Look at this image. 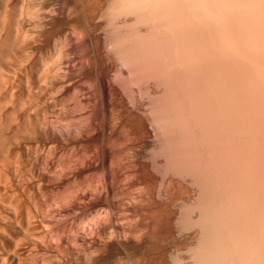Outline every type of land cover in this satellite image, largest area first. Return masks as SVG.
<instances>
[{"label":"bare ground","instance_id":"obj_1","mask_svg":"<svg viewBox=\"0 0 264 264\" xmlns=\"http://www.w3.org/2000/svg\"><path fill=\"white\" fill-rule=\"evenodd\" d=\"M26 1L0 0V264H234L235 262H238L237 264H264V128H262L264 127L262 124L264 122V0H109L113 6L106 8L105 12L102 11V0H64L62 3L59 2V8L57 4H55L56 8L51 5L53 2L50 3L51 1L47 0L50 1L48 2L50 6L54 7L48 5V8L42 7L44 10H41L40 6H38L39 9L35 5L29 4L28 0ZM112 1L115 3L113 4ZM18 2L19 4H17ZM26 3L29 6H34L37 10L33 9L34 7L31 9ZM32 10H35L36 13ZM118 15L122 17L123 21L120 22V20L119 23H116ZM29 17L35 19L32 20L34 26L29 27V24L32 23L29 21L31 20ZM103 17H107V20L109 17L110 21L103 22ZM114 19H117L116 22ZM104 29L109 30L108 34L112 31L111 35L115 32L119 36L117 39L116 36L114 37L116 34L113 35V39H117L118 42L108 38L104 40L107 42L110 40L112 44L114 42L113 45L110 42L114 46L113 49L111 45H107L102 40L104 49H107L108 52L104 51L107 53L102 51V44H100L102 39L100 33ZM105 31L104 35L107 34ZM119 34H122V37ZM52 42L55 43L54 48L56 47L55 56L53 54L54 57H46L45 53ZM105 45L108 48H105ZM167 47L168 59L165 53ZM111 50H115V53ZM116 52L119 59H116ZM218 56L221 58L219 57V59ZM222 57L224 58L223 62ZM226 57L231 58L232 64L229 66L234 65L238 69V74L235 72V68L229 66L226 68L229 62L231 63V61L226 63ZM134 64L138 65L135 66L139 69H135ZM199 68L200 71L196 70ZM228 69L230 71L235 69L233 72L236 75L229 74ZM134 70H140L139 78H135L136 73L133 76ZM239 70L242 72L241 75H239ZM113 75H115V79L120 77L121 80L120 78L114 80ZM168 75L169 77H167ZM197 75L199 76L196 77ZM166 78H168L167 82L171 79L169 82L172 84L169 85L168 82L170 87L166 85ZM217 78L219 81L215 80ZM133 79H136L138 83L136 82L134 85ZM122 80L123 82L130 80V86L127 85L130 81L128 83L126 81L124 83L126 85L123 86ZM200 80H203L204 83L201 84L203 86L197 93L198 87L195 84ZM116 81H121V83L118 85L119 82ZM201 81L198 86L202 83ZM239 83H242V86ZM67 85L72 86L70 88L72 90L74 87L77 89V91L74 90L76 95L78 91V93H83V95L80 93L83 98L78 94L80 96H77L76 99L75 94H68V88L66 89L67 94L71 95V98L73 96V100L68 98L69 104L74 101L77 109L80 107L86 109L87 103L91 102V106L96 101L91 109L87 108V113L82 112V108L79 109L81 114L88 115V117L84 115L85 118H83L88 119L87 122L79 119L84 124L76 123L80 122L77 121L78 119L76 122L74 120L75 124L71 123L69 116L71 113L67 112L69 110L65 108L63 111V107L68 105L66 103L64 106H60V109L63 110L58 114L61 113L59 114L60 118H64L65 113H69L70 122L67 120V123L72 125H67L65 121H63L65 124L60 123L63 119L57 120V115H54L56 111L54 114H50L53 111L50 107L59 103V99L50 100L51 91L54 88L56 91V87L65 89ZM80 85L84 88L82 89ZM131 85L137 88L135 90L137 93L139 92L137 98V93ZM125 86L132 87L130 90L136 94L132 91L129 93L130 90ZM177 86L184 91V93L182 91L183 95L181 94L184 100H188V98L192 100L198 94L196 105L189 102L191 106H194V109L197 107L195 114L192 112L191 115L201 114L204 120L211 116L210 119H214L211 122L215 127L211 125V122H208L209 120L203 123L204 120L201 119L203 121L201 122L200 115L195 118L197 121L192 119L194 123L191 122L192 117L186 112H190L187 109L190 105L186 104L188 101H182L179 97ZM167 87L169 88L167 89ZM171 88L172 90H170ZM61 89L60 92L65 94ZM85 89L90 93L87 91L85 93ZM167 90L170 93H175L170 94ZM165 91L168 95H173L170 97L171 99L178 97V103L175 101L176 104L173 105L174 101H172V107L176 106V112L181 115L176 113L174 108V112L171 110L169 114L167 113L171 102L166 105ZM57 92L52 95L58 94L56 96L58 97L62 94ZM55 93L57 94L54 95ZM67 94L63 96L65 97ZM84 94H88V99L84 97ZM128 94L131 95L130 97L133 96L134 100L131 98L133 101ZM89 95L92 98L89 99ZM183 96L187 98L185 99ZM79 99H81L80 102L83 101L84 106L81 105L82 103L80 104ZM62 100L66 102L67 96L65 99L59 100L61 104ZM166 100L168 101V99ZM199 100L201 105L197 104ZM51 101L58 103L51 105ZM77 101L79 104L76 105ZM165 105L168 106L167 109L164 108ZM177 106L184 108L179 107L182 109L181 111ZM148 108L151 109V112ZM56 110L58 111V108ZM148 111L153 112V117L148 114ZM200 111L201 113L197 114ZM185 112L189 116L184 114ZM210 112L212 113L210 114ZM165 113L166 115H164ZM175 113L178 114L179 119L181 118L179 121L182 120L183 123L178 122L177 124L180 123L178 128L184 129L183 131L186 129L185 132L192 123L194 126L199 121L201 123L197 124L199 133L196 132L197 126L192 129L193 125L190 127L196 134L190 131V128L189 133L195 135L190 136L187 135L188 132L185 133L190 137L189 141L195 139V143L187 141V148L183 147L186 140L183 142V146L181 143L183 149L188 150H186L188 154L186 152L181 156L184 151L181 148L180 151H177L180 154H172L173 156L170 157L174 158V160L171 159L172 165L177 160L175 162L177 167L175 165L174 167L178 168L176 173L180 174L184 171L182 169L185 164V167L189 168L188 162L194 165L199 160L202 167L204 161L209 159L208 163L205 161L204 168L199 169L201 171L196 169L197 163L196 170L192 166L189 168L190 172L185 168L186 173H183L186 177L190 175L194 177L199 172H203L198 176L202 180V187L201 183L199 184V181L194 179L201 187L198 189L199 193L201 195L204 193L207 197L201 198V195L198 194L200 195L197 197L199 201L205 199L201 202H195L196 199L191 195L192 190L189 191L185 186L183 188V185L179 181H174L173 177L171 178L173 181L164 179L163 161L169 160V157L163 159V150L167 151L164 148L163 142L166 141H163V132L167 130L164 128L173 122L171 121L173 116L168 118V115ZM204 113L208 116H202L205 115ZM72 114H74L73 111ZM182 115L185 116L182 117ZM258 115L262 116V119L257 121L258 124L261 123V126H257V122H255L260 118L257 117ZM68 116L66 114V117ZM164 116H167L166 120L172 117L168 126L167 122L164 124ZM215 116L216 118H214ZM177 117L174 122H177ZM185 117L189 118L187 122L190 123L187 128L185 126L188 123L184 122L186 121ZM103 120L106 121L105 128ZM150 120L153 122L151 121V123ZM231 124L233 125L231 126ZM174 125L175 123L171 126L173 130L177 131L178 125H175L177 129H174ZM228 126L231 128L227 129ZM242 126H245V129H242ZM209 127L213 133L216 131L213 136L218 134L214 139L210 138L211 141H214H210V143L208 138L212 134H210ZM233 127L236 128L234 129L235 134H233L234 132L228 134L230 135L228 138L225 133L229 129L231 132ZM261 128L263 131H260ZM166 132L165 134H168ZM200 133L204 137V139L200 137L203 143L200 139L197 140V134ZM240 133L247 136V138L244 137L245 142ZM185 134L183 133L182 136L187 138ZM180 135L178 138L175 136L176 140L182 137ZM238 135L243 144L237 139ZM148 139L152 142L151 147L154 154H151V150L148 152L155 155L151 158L152 162L148 161L150 159H147L148 157L147 160L144 159L145 154L142 153L148 149H143L144 145H147ZM183 139L181 140L183 141ZM235 139L237 140L232 142ZM250 139L256 141L257 148H254V145L253 148L248 146V143L251 142L250 145L254 143ZM196 140L197 143L200 141L199 144H196ZM177 141L176 145L179 144ZM237 141L241 147L237 145ZM204 142L205 144L209 143L207 145L212 147V150L207 149ZM193 143L194 146L198 145L195 146L196 150H194V146H191ZM201 143L205 147L201 146ZM50 144L53 148L55 147L53 144L57 145L56 148L59 146L69 148L70 144L73 146L76 144L77 148L79 145L78 148L82 149L80 153L83 151L81 153L83 157L77 156V159L75 158L69 163L64 162L63 166L59 165L61 163H57L53 167L55 169L53 171L50 169L51 167L49 168V163H46L50 160L46 156L52 151V148L48 149L47 154L44 151ZM171 147L173 148L175 145ZM201 148L207 152V155L216 151L214 152L216 153L215 157L211 160L210 155L212 154L207 156L204 151L202 153ZM137 149H142L139 153L144 154V157L141 156L143 158L135 162L134 151L137 152ZM191 150L192 153H199L201 158L206 159H199V156L195 159L197 156L195 153L191 157ZM208 150L211 152L209 153ZM52 154L50 153V155ZM179 155L183 159L179 160ZM117 157L122 159V161L120 160L122 163L114 160H117ZM137 157L140 158V156ZM182 160L185 162H179V164L178 161ZM171 162L169 163L171 164ZM170 164V169H173L174 167ZM209 164H212V167L208 166ZM213 164L216 169L213 168ZM207 166L211 169H207ZM101 168L105 173L104 177L100 173V179H94L96 181L93 180L94 184H90V181L89 184L83 181L85 174L87 175L90 171L97 173ZM179 168L182 172L181 170L179 172ZM212 169L216 170H213L214 174L216 173V176L214 175L215 187L213 184L210 187V183L207 184L210 178H213ZM191 170L196 171V174L192 173L194 176L191 174ZM207 170L210 171L212 177L210 174V176L208 175ZM169 172L168 174H171ZM117 174L121 176L118 178ZM190 182L193 181L190 180ZM166 183L167 190L164 188L165 191H163ZM216 183L217 186H220L218 190ZM61 189V194L64 189L62 197H65L67 202L64 204L61 199L63 206L60 207L57 202L59 199L54 201L58 203L56 205L59 206L58 209L52 208L53 210H51L49 207L51 212L46 211L47 214H45L46 212L41 210L42 203L39 204L40 206L38 205L40 199L47 196L44 194L48 192ZM163 194L169 197V202L164 200V205L159 203L163 200ZM180 194L185 196L181 201L186 208L183 206L182 210L186 209L185 215L188 214L189 223L193 225L189 224L188 227L186 224L185 228L188 227L189 231L186 232L185 239L186 234L182 235V231L177 229V226H180L183 221L180 215L175 218L176 220L179 217L182 220L181 222L178 221L179 219L175 221L180 222L176 226L179 232L175 230L178 235L171 234L173 244L168 247H162L154 242L153 245L149 244L150 246L144 244L147 234L145 222L133 230L128 229L133 227L131 225L133 222L130 218V210L123 205L126 201L128 203L132 201L140 206L145 202L146 204L150 203L153 211L163 208L168 210L174 202L178 204L177 199ZM214 194L217 197L220 196L215 198V195L212 198ZM222 194L225 195L221 196ZM228 194L233 195L232 198L228 199L227 196L230 197ZM44 197L43 199H46ZM219 198H227L228 200H223L227 204H224L222 199L219 202ZM212 200L215 202L213 203ZM174 206L177 207L176 204ZM197 209L200 210L199 215L198 212L196 213ZM178 210L180 209L178 208ZM61 212L67 213L68 216H77L80 213L88 212L90 219L88 220L86 217L88 222L85 223L84 218V220L81 219L83 223L78 220L80 222H77L78 225L75 226L72 225L76 222L69 219L72 222L70 227H72L67 228L69 223H66V227H62L69 229L68 231L59 230L61 228L59 225L62 222L55 221L59 224V229L54 230L57 227L54 217ZM185 215L182 216L186 221ZM139 217L138 220L141 218ZM61 218L59 217L58 220ZM54 225L56 226L54 227ZM190 226L195 230L191 232ZM186 229L183 227L184 233ZM182 238L188 241L184 243Z\"/></svg>","mask_w":264,"mask_h":264},{"label":"rangeland","instance_id":"obj_2","mask_svg":"<svg viewBox=\"0 0 264 264\" xmlns=\"http://www.w3.org/2000/svg\"><path fill=\"white\" fill-rule=\"evenodd\" d=\"M25 1H26V0H25ZM28 1H29V4H31V5H35V7H37V8H39L38 6H40L41 10H44L45 8H48V7L50 6V3L53 2L51 5H54V6L56 7L55 4H57V7H58V5L60 6V3H62L64 0H50L51 2L46 0V3H45V0H43V1H42V0H28ZM30 1H31V2H30ZM38 1H39V2H38ZM41 1H42V2H41ZM54 1H55V2H54ZM108 1H109V0H102V2H101L102 11H104V12H105L108 8H110L111 5H112V3L110 4L111 1H109V3H108ZM26 2H27V1H26ZM35 2H37V3H39V4H37V3H35ZM48 2H50V3H48ZM59 2H60V3H59ZM112 2H113V1H112ZM114 3H115V2H113V4H114ZM17 4H19V2H18ZM29 4L26 3V5H28V6H29ZM42 4H43V5H42ZM44 4H45V5H44ZM46 4H47V5H46ZM109 4H110V5H109ZM31 5L29 6L30 8H31V7H34V6H31ZM48 5H49V6H48ZM108 5H109V7H108ZM54 6H50V7H54ZM106 6H107V7H106ZM112 6H113V5H112ZM35 7H34L33 9L37 10ZM42 7H43V8L45 7V8L42 9ZM57 7H56V8H57ZM40 8H39V9H40ZM58 8H59V7H58ZM106 8H107V9H106ZM31 9H32V8H31ZM39 9H38V10H39ZM105 9H106V10H105ZM191 9H192V8H191ZM35 10H34V11H35ZM189 10H190V8H189ZM32 11H33V10H32ZM34 11H33V12H34ZM39 11H40V10H39ZM41 12H42V11H41ZM41 12H39V13H41ZM35 13H36V11H35ZM104 16H105V15H104ZM29 18H31V20H29V21L35 20V19H32V17H29ZM29 18H28V19H29ZM103 18H104V17H103ZM103 18H102V19H103ZM106 18H107V17H106ZM106 18H104L105 20L103 19V22L110 21V20H109V17H108V20H107ZM115 18H116V15H115ZM121 18H122V17H121V16L119 17V15H118V21H117V22L115 21V20H117V19H114V21H115L116 23H119V21L121 20L120 22H122L123 20H122ZM28 19H27V20H28ZM106 20H107V21H106ZM112 20H113V19H112ZM112 20H111V21H112ZM36 21H37V20H36ZM36 21H35V22H36ZM193 21H194V20H193ZM28 23H29V22H28ZM30 23H31V22H30ZM33 23H34V22L32 21V23L29 24V25H30L29 27H31V25H33ZM33 26H34V25H33ZM33 26H32V28H33ZM105 30H106V31H105ZM104 31H105V33L108 34L107 31H109V30L104 29V30L101 31L102 33H100V35H101V38H102V39L100 40V44H102V45H101L102 48H103L102 51L105 52V53H107L108 50H107V49H104V46H103V45H104V42L107 43V45H108V44L111 45V44H112V41L118 42V41H116V40L119 39V38H117V37H119V36H117L118 33L116 34L115 32H113L114 34H116V35L113 34L114 37L116 36L115 38H117V39H113L114 37H113V35H111V34H112V33H111L112 31H111V32H109L108 37H106L107 34L104 35V34H103ZM214 32H215V31H214ZM166 34H168V33H166ZM215 34H216V32H215ZM119 35H120V34H119ZM121 35H122V34H121ZM121 35H120V36H121ZM168 35H169V34H168ZM216 35H217V34H216ZM103 36H104V37H103ZM165 36H167V35H165ZM121 37H122V36H121ZM121 37H120V38H121ZM167 37L169 38V36H167ZM103 38H104V39H103ZM105 38H106V39H105ZM107 38L110 39V40H112V41H110V40H108L109 42L104 41V40H107ZM111 38H112V39H111ZM102 40H103L104 42H102ZM101 42H102V43H101ZM110 42H111V44H110ZM54 44H55V43L52 42V43H51V46H50V47L48 48V50L46 51V53H45L46 57L49 56V57L51 58V57L53 56V54H54V56H55V52H56L55 49H56V47L54 48V46H55ZM113 44H114V42H113ZM113 44H112V45H113ZM112 45H111V46H112ZM51 47H52V48H51ZM113 47H114V46H112V49H113ZM53 48H54V49H53ZM105 48H108V46L106 47V45H105ZM109 49H110V47H109ZM114 49H115V48H114ZM104 50H107V52L104 51ZM115 50H116V49H115ZM115 50H114V51H115ZM167 50H168V47H167L166 50H165V53L167 54V59H168V55H169L168 53H169V52H166ZM169 50H170V48H169ZM51 51H52V52H51ZM111 51H113V50H111ZM114 51H113V53H115ZM116 51H117V50H116ZM172 51H173V50H172ZM172 51H171V52H172ZM109 52H110V51H109ZM111 53H112V52H111ZM111 53H110V54H111ZM50 54H51V56H50ZM110 54H108V55H110ZM111 55H112V54H111ZM111 55H110V56H111ZM114 55H115V54H113V56H114ZM116 55H117L116 59H119V58H118L119 56H118L117 52H116ZM116 55H115V56H116ZM54 56H53V57H54ZM111 57H112V56H111ZM219 57H220V56H218V58H219ZM220 58H221V57H220ZM220 58H219V59H220ZM227 58H228V57H226V59H227ZM114 59H115V58H114ZM223 59H224V58L222 57V59H221L222 62L224 61ZM226 59H225L226 63H228L229 61H231V63L229 62V64L227 65V67L225 66L226 68H228V66H229L230 64H232V60H231L230 57L228 58V60H226ZM226 63H225V64H226ZM135 65H136V64H134L133 66H135ZM136 66H138V65H136ZM136 66H135V69L138 68V67H136ZM167 66H169V64H167ZM170 66H171V65H170ZM232 66H233V67H232ZM232 66H229V67H231V68H235L234 65H232ZM165 67H166V65H165ZM168 68H169V67H168ZM196 68H197V67H196ZM200 68H201V67H200ZM200 68H199V69H196V70H199V71H200V70L202 69V68H201V69H200ZM133 69H134V68H133ZM138 69H139V68H138ZM166 69H167V68H166ZM169 69H171V67H170ZM172 69H173V68H172ZM174 69H175V68H174ZM176 69H177V68H176ZM235 69H236L235 72L238 74V72H237L238 69H237V68H235ZM235 69H232V71H230V69H228V71H230V72H228V73H229V74L232 73V75H233V73H234L233 71H234ZM167 70H168V69H167ZM177 70H178V69H177ZM179 70H180V69H179ZM182 70H183V68H182ZM202 71H203V69H202ZM202 71H201V72H202ZM139 72H140V70H139V71H135V70H134V71H133V76H135V75L137 74V75L135 76V78H139V76H140V75H139V74H140ZM167 72H168V71H167ZM167 72H166V73H167ZM239 72H240L239 75H241L242 72H241L240 70H239ZM135 73H136V74H135ZM199 73H200V72H199ZM199 73H198V74H199ZM236 73H234V74L236 75ZM114 74H115V73H114ZM117 74H118V73H117ZM167 74H168V73H167ZM167 74H166V75H167ZM113 76H114V77H113L114 80H117L118 77L115 79V75H113ZM116 76H117V75H116ZM137 76H138V77H137ZM198 76H199V75H197L196 77H198ZM167 77H169V75H168ZM182 77H184V76H182ZM182 77H181V78H182ZM119 78H120V77H119ZM119 78H118V80H119ZM131 79H132V78H131ZM131 79H130V80H131ZM167 79H168V78H166V85L169 86V85L172 84V83L170 84V82H169L171 79L168 80L169 85H168ZM182 79H183V78H182ZM196 79H197V78H196ZM201 79H202V78H201ZM120 80H121V78H120ZM130 80H125L124 82H123V80H122V82H123V86L126 85V84H124L126 81H127L126 83H128V81H130ZM194 80H195V79H194ZM198 80H199V79H198ZM215 80H216V81H219L218 78L215 79ZM131 81H132V80H131ZM131 81H130V83L127 84L128 86H130L129 84H131ZM181 81H182V80H181ZM200 81H201V80H200ZM200 81H196V84H195V85H197V87H198V91H197V93H199V91H200L199 89H201L202 86H203V85L201 86V84L204 83V82H202V81H203V80H202V81H201L202 83H200V85H199L200 88H199L198 84H199ZM116 82H119V81H116ZM133 82H134L133 84L135 85V83L137 82V80H136V79H133ZM179 82H180V81H179ZM197 82H198V83H197ZM214 82H215V81H214ZM120 83H121V81L118 83V85H119ZM137 83H138V82H137ZM180 83H181V82H180ZM182 83H183V82H182ZM183 84L186 85L187 83L184 82ZM240 84H241V86H242V83H239V85H240ZM82 85H83V84H82ZM121 85H122V84H121ZM121 85H120V86H121ZM204 85H205V84H204ZM84 86H85V85H84ZM123 86H122V87H123ZM128 86H125V88H126V87L128 88ZM131 86H133V85H131ZM136 86H137V85H136ZM80 87H81V85H80ZM80 87H79V88H80ZM169 87H170V86H169ZM169 87H167V89H168ZM177 87H178V86H177ZM177 87H176V88H177ZM197 87L195 86L196 89H197ZM56 88H57L58 92H57V90L54 91V90H55V88H54L53 91H51L52 94H53L54 92H57V93L60 92V89H61V88H59V89H58V87H56ZM67 88H68L69 90H68ZM70 88H72V86L69 87V86L67 85V87L65 86V89L62 88L61 91L64 90L63 92H64L65 94H67V91H68V94H72V95L75 94V93H76L75 91H77V89L74 87V90H75V91H74V90H72V89H70ZM81 88H82V87H81ZM81 88H80V89H81ZM83 88H84V87H83ZM83 88H82V89H83ZM123 88H124V87H123ZM130 88H132V87H129L128 89L130 90ZM133 88H134V91L137 90V88H135L134 86H133ZM203 88H204V87H203ZM66 89H67V91H66ZM82 89H81V91H82ZM178 89H179V90H178ZM70 90H71V91H70ZM170 90H172V88H171ZM214 90H215V89H214ZM84 91H85V93H86V91H87L88 93H90V92H89L88 90H86V89H85ZM84 91H83V92H84ZM126 91H127V90H126ZM131 91H132V90H130V92H129V91H128V92L131 93ZM134 91H132V92L134 93ZM167 91H168V93H170L169 90H167ZM178 91H179V92H178ZM180 91H181V92H180ZM182 91H183L182 88H181V89H180L179 87L177 88V92H178V94L180 93V94H179V97H180L181 99H182V96H181ZM72 92H74V93H72ZM78 92H79V91H78ZM78 92H77V95L75 94V98H76L77 96H80L81 94L83 95L82 92H80L81 94L78 93ZM135 92H136V91H135ZM212 92H213V90H212ZM57 93H55L54 95H56ZM61 93H62V92H60V94H61ZM133 93H132V95L135 97L134 94H136L137 92L134 93V94H133ZM165 93H166V91H165ZM168 93H166V95H165V97H167L166 99H168V101H167V100L165 99V97H164V99H165V101H166L165 103H166V105H167V104H169V103L171 102V104H169V105L172 107L173 105H175L176 103H178V102H177V101H178V99H177L178 97L176 98L177 100L175 99V97H174L173 99H171L170 97H171V96L173 97V95H170V94H171V93H175V92H171V93L169 94L170 96L168 95ZM183 93H184V91H183ZM216 93H217V92H216ZM216 93H215V94H216ZM52 94L50 95L51 97L49 96V97L51 98L50 100H52V101H53V99H54V101H55V100H58V99L61 100V99H63V98L65 99L66 96H67V101H68V103H67V101L65 102L64 100H62V104L60 103L61 101H59V100H58V102H59L60 104H59L58 102H52V101H51V105H53V104H55V103H58V104H55L54 107H52V106L50 105V106H51L50 108H52L51 110H53L52 112H50V114L52 115V113L54 114V112L56 111L54 115H57V120H58V121H61V120L63 119L62 122H60V123H62V124L64 123V124H65V122H66V123H67L68 121L70 122V120H69L70 117H71V118H70V119H71V123H73V124H75L76 119H78L77 121H80L81 119L85 118V117H84L85 114H84V113L81 114V112H80V110H81L82 107L79 108L80 110L77 109V107H76L75 104H74V101H73V102L71 101V103L69 104V102H70L69 100H70V99L73 100V96H72V98H71V97H70L71 95H68V94H67V95L64 97L63 95H65V94L62 93V94L60 95V96H61V98H60V96L56 97L58 94H57L56 96H53ZM78 94H80V95H78ZM138 94H139V92L137 93L136 98L138 97ZM186 94H187V93H186ZM186 94H185V96H186ZM194 94H196V93H194ZM215 94H214V95H215ZM82 95H81V98H83ZM128 95H129V98H130V99L132 98V99L134 100L133 96L130 97L131 95H130V94H128ZM167 95H168L169 97H168ZM182 95H183V94H182ZM197 95H198V94H196V96L192 99L194 102H193L192 100H190L189 98H188V100H184V99H182V101H183V100H184V101H188V102L186 103L187 105L189 104V102H190V104H191V103H195V101H196V99H197ZM212 95H213V93H212ZM62 96H63V97H62ZM185 96H183V97L185 98ZM215 96H216V95H215ZM215 96H213V97H215ZM54 97H56V98H54ZM84 97H87V99H88V94H84ZM68 98H69V100H68ZM75 98H74V99H75ZM77 98H78V97H77ZM77 98H76V99H77ZM79 98H80V97H79ZM90 98H92V96L89 95V99H90ZM186 98H187V97H186ZM186 98H185V99H186ZM84 99H85V98H84ZM84 99H83V100H84ZM132 99H131V100H132ZM181 99H180V100H181ZM194 99H195V100H194ZM93 100H94V99H93ZM93 100H92V102H93ZM133 100H132V101H133ZM189 100H190V101H189ZM63 101H64V103H63ZM78 101L80 102L81 99H79ZM78 101H77L76 105L79 104ZM87 101H88V100H87ZM87 101H84V103H85V102L87 103ZM172 101H174L173 105H172ZM175 101H176V103H175ZM191 101H192V102H191ZM75 102H76V101H75ZM95 102H96V101H94V105L96 104ZM200 102H201V101L199 100L197 104L201 105ZM65 103L68 104V105H66L68 108L65 106V107H63V109L65 108V109L69 110V111H67V110H66V111L69 112V113H71V114H72V111H73L74 114H72V115L70 114V115H69V113H67V112L65 113V112H64V113H65L64 118L61 117V118H62V119H61V118H60V115H59V114H61V113L58 114V112H61V111L63 110L62 108L60 109V106H64ZM81 103H82V104H81ZM90 103H91V102H90ZM90 103H87L86 106H87V105L90 106ZM180 103H182V102L180 101ZM80 104H81L82 106L85 105V104H83V101L80 102ZM183 104H185V102H183ZM183 104H182V105H183ZM186 104L184 105L185 108H187V107H186ZM190 104H189V105H190ZM57 105H59V106H57ZM69 105H71L72 108L69 107ZM73 105H74V106H73ZM81 105H79V106H81ZM94 105H91V106L93 107ZM166 105H165L164 108L168 107V106H166ZM192 105H193V104H192ZM195 105H196V103H195ZM55 106H56V108H55ZM86 106H85L86 109L82 108V112H83V111L86 112V111H87V108H89V109L92 108L91 106H90V107H88V106L86 107ZM180 106H181V105H180ZM180 106H179V107H180ZM73 107H74V108H73ZM150 107H152V106H150ZM150 107H149V108H150ZM171 107H168V109L166 108L168 111L165 109V110L167 111L168 114H169V111L173 110V108L175 109V112H176V106H175V107H172V109H171ZM179 107L177 106V108H179ZM190 107L193 108L194 106H191V105H190ZM190 107L187 108L190 112H188V111H186V112L189 113L190 115H191L192 112H194V114H195V110L197 109V107H195L196 109L193 108L194 111H193V109L190 108ZM201 107H202V106H201ZM54 108H55V110H54ZM57 108H58V111L56 110ZM75 108H76L77 110H76ZM149 108H148V110L151 112V109H149ZM180 108H184V107H180ZM180 108H179V110L182 111V109H180ZM65 109H64L63 111H65ZM71 109H72V110H71ZM83 109H84V110H83ZM89 109H88V110H89ZM169 109H170V110H169ZM191 109H192V111H191ZM199 109H200V107H199ZM185 110H186V109H185ZM70 111H71V112H70ZM149 111H148V114H151V116H152L153 112L150 113ZM166 111H165V112H166ZM198 111H199V110H198ZM201 111H202V109H201ZM201 111H200V112H197V114H198V113H201ZM203 111H204V110H203ZM173 112H174V110H173ZM183 112H184V111H183ZM186 112H185L184 114H187ZM205 112H207V111H205ZM56 113H57V114H56ZM79 113H80V114H79ZM86 113H87V112H86ZM176 113H178V112H176ZM176 113H175L174 115H173V114H170V115L167 114V115H168V118H169V116L172 115V116H173V120H171V119H172V117H171L170 119H167V120H168V121H167V120H166V117H167V116H166V117L164 116V117H165V118H164V120H165V121H164V122H165L164 124H166V122H167L166 125L168 126V125H169L168 123H169L170 120L173 121V122H171V121H170V122H171L172 124L175 123V125H176L178 122H181V123H182V120L179 121L181 118L179 119V118L177 117V115L180 114V113H178L177 115H176ZM207 113L209 114V112H207ZM211 113H212V112H210V114H211ZM66 114H67V116L69 115L70 117H69V116L66 117ZM75 114H76V116H75ZM182 114H183V113H182ZM189 114H187V115L189 116ZM204 114H205V115H202V116L205 117V116H206V113H204ZM208 114H207V116H208ZM80 115H81V116H80ZM86 115H87V114H86ZM86 115H85V116H86ZM164 115H166V113H165ZM175 115H176V116H175ZM180 115H181V114H180ZM198 115H200V117H201V114H198ZM198 115H197V116H198ZM58 116H59V117H58ZM62 116H63V115H62ZM148 116H150V115H148ZM183 116H185V115H182V117H183ZM195 116H196V115H195ZM195 116H194V115H193V116L191 115V117H192V118H191V122L193 121L192 119H194L195 121H197V119H195V118H197V116H196V117H195ZM207 116H206V117H207ZM213 116H214V114H213ZM230 116H231V115H230ZM53 117H56V116H53ZM65 117H66V118H65ZM76 117H77V118H76ZM81 117H82V118H81ZM87 117H88V115H87ZM152 117H153V116H152ZM175 117L178 118V119H177V122H174V121L176 120ZM179 117H181V116H179ZM186 117H187V116H186ZM186 117H185V118H186ZM193 117H194V118H193ZM200 117H199V118H200ZM210 117H211V116H209V119H206V118H205L206 120L202 119L203 117H201L200 120H201V119L204 120V122L201 120V122H203V123H205V121L207 122L208 120H209L208 122H211V121H213L214 119L212 120V119H210ZM257 117H260V116L258 115ZM261 117H262V116H261ZM261 117H260L259 119H257L255 122H257L258 120L260 121V119H262ZM214 118H216V116H215ZM229 118H230V117H229ZM59 119H60V120H59ZM64 119H65V120H64ZM72 119H73V120H72ZM79 119H80V120H79ZM103 119L105 120L104 115H103ZM150 119H151V117H150ZM152 119H153V118H152ZM188 119H189V118H188ZM188 119L186 118V121H184V118H183V121L186 122V124L188 123V124L185 126L186 128H187V126L190 124L189 122H187ZM219 119H220V118H219ZM232 119H233V118H232ZM263 119H264V118H263ZM55 120H56V118H55ZM67 120H68V121H67ZM74 120H75V122H74ZM87 120H88V119H87ZM87 120H86V119H83V120H81V121H83V122L86 121V122H87ZM104 120H103V122H104ZM198 120H199V119H198ZM242 120H243V119H242ZM244 120H245V119H244ZM247 120H248V119H247ZM247 120H246V121H247ZM63 121H65V122H63ZM81 121H80V122H76V123H78L79 125H80V123H81V124H84V123L81 122ZM151 121L153 122V120H150V122H151ZM189 121H190V120H189ZM263 121H264V120H263ZM263 121H261V122H263ZM152 122H151V123H152ZM229 122H230V121H229ZM71 123H70V124H71ZM151 123H150V125H151ZM171 123H170V126L172 125ZM193 123H194V121H193ZM193 123H192L191 125L194 126ZM196 123H197V122H196ZM196 123H195V124H196ZM198 123L201 124L200 121H199ZM198 123H197V124H198ZM230 123H232V121H231ZM230 123H229V124H230ZM233 123H234V121H233ZM243 123H245V122H243ZM243 123H241V124H243ZM247 123H248V122H247ZM258 123H259V122H257V126H259V125L261 126V123H260V124H258ZM70 124L67 123V125H70ZM78 124H76V125L79 126ZM182 124H183V123H182ZM197 124H196L197 127L194 126L193 128L190 127V126H191V125H190V126L187 128V132H188V133L185 132L186 129H185V131H183L184 129H183V130H182L181 128H180V129L183 131L184 134L187 133V135L192 136V135L195 133L194 130H192V129H194V128L196 127V129H197V130L195 129L196 132L199 131V129H198V128H199V127H198L199 124H198V125H197ZM209 124H210V123H209ZM241 124H240V125H241ZM254 124H255V123H254ZM254 124H253V125H254ZM262 124L264 125V122H263ZM71 125H72V124H71ZM76 125H75V126H76ZM105 125H106V121H105L104 124H103L104 128H105ZM175 125H174V129H177L178 127H180V123L177 124L178 126L176 125L177 128H176ZM184 125H185V124H184ZM205 125H206V124H205ZM207 125H208V124H207ZM211 125H214V123L211 122ZM232 125H233V124H231V126H232ZM234 125H235V123H234ZM244 125H246V123H245ZM170 126H168L167 128H164L165 130L167 129V130H166L167 132H166L165 130H164V131H165L166 133H168V134H165V132H163V134H164L163 141H166V142H163V143H164V148L167 149V151H164L165 149L163 150V153H164V155H163V159H167V156L169 157V160H168V159H167V160H164V161L167 162V163H165V162L163 161V175H164V179H166V181H167V180H168V181H169V180H170V181H173V180H174V181H179V183H180L181 185H183V188L188 187L189 191L192 190V191H191V195L196 199V200H195V199L193 198V201L195 200V202H196V201H197V202H201L202 200H205V199H202V200L199 201V198H197V197H199V196L201 195V194L199 193L200 190L198 191V189H201V187L203 186V185H202V184H203V183H202V180H201V178L198 177V176H199V174H202L203 172H201V173L199 172V173H198V171H197V173H198V175H197V174H196V171H194V170L192 171V170H191V171H192L191 174H192V173H195L197 176H196V175L194 176V174H192L194 177H192L191 175H190L191 177H190V176H189V177H186V176H184V174H183V173H186V171H185V168H186L185 166H186V164L184 163L185 166L182 165V166H184L182 170H184L185 172H184V171L182 172V170L179 168V172H180V170H181L182 173H181V174L178 173V172L176 173V171L178 170V168H175L174 165H175V166L177 165V163H175V162L177 161V160H176L177 156H176V158H175L176 161L174 162V165H172V163H173L172 160H174V158H173V157H172L173 159L170 158L171 156H173V155H175V154H178L179 152H177V151H180L181 148H182L181 150H184L183 147L187 148V147H188V144L186 145V143H188V142L191 143L192 141L195 143V141H194L195 139L193 138L194 140L189 141L190 139L188 140V138H190V137L187 136L186 134H185V135H186L187 138H185L184 135L182 136L183 133H180V132H182V131H181L179 128L177 129V131H175V130H173V127H172V126L170 127ZM181 126H182V128H183V125H181ZM231 126H228V127H226V128H227V129H228V128H231ZM236 126H238V125H236ZM236 126H235V127H236ZM164 127H166V126L164 125ZM206 127H207V126H206ZM212 127H213V126H211V128H212ZM214 127H215V125H214ZM214 127H213V128H214ZM242 127H243V128H242ZM242 127H241L242 129H245V128H244L245 126H242ZM246 127H247V125H246ZM248 127H249V126H248ZM253 127H255V126H253ZM189 128H190V129L192 128L190 131L194 132V133H192V135L190 134L191 132L189 133ZM209 128H210V127H209ZM211 128H210V130H211ZM259 128H260V127H259ZM262 128H264V127H262ZM262 128L260 129V131L262 130ZM168 129H169V130L172 129L173 133H172V131L169 132ZM227 129H226V130H227ZM234 129H236V128L233 127V129H232L231 132H229L230 129L227 130V131L229 132V133H228V132L225 133V134L227 135V137L230 136V135H228V134H230V133H232V132H234L233 134H235V130H234ZM246 129H248V128H246ZM178 130H180V131H178ZM207 130L210 131L208 128H207ZM233 130H234V131H233ZM263 130H264V129H263ZM263 130H262V131H263ZM214 131H215V129H214ZM178 132H179V133H178ZM215 132H216V131H215ZM215 132H214V133H215ZM263 132H264V131H263ZM170 133H171V134H170ZM175 133H176V134H175ZM177 133H178V134H177ZM198 133H199V132H198ZM209 133H210V132H209ZM209 133H208V134H209ZM214 133H213L212 130H211V133H210V134H212V136L209 134V135H210V137L208 138L209 141L207 140L209 143H210V141H211V140H210L211 137L214 139L215 135L218 136V134H215V135L213 136ZM180 134H181V135H180ZM195 134H196V133H195ZM195 134H194V135H195ZM233 134H232V135H233ZM117 135H120V134H117ZM172 135H173V136H172ZM178 135H180V136H182V137L179 138V139H177V140H178V141H177V140H176V137L178 138V137H179ZM197 135H198L197 140H199L200 137H201V138L203 137V135H202L201 133H200V134H197ZM197 135H196V136H197ZM199 135H201V136H199ZM206 135H207V134H206ZM236 135H237V133H236ZM175 136H176V137H175ZM234 136H235V135H234ZM240 136H242L243 138H244V137L247 138V136H244V134L241 135V133H240ZM172 137H173L174 141H173ZM227 137L225 136L226 140H227ZM167 138H168V139H167ZM183 138H184V139H183ZM212 138H211V139H212ZM216 138H217V137H216ZM228 138H229V137H228ZM235 138H236V136H235ZM240 138H241V137H240ZM243 138H242V139H243ZM248 138H249V137H248ZM181 139H183V141H182ZM191 139H192V137H191ZM202 139H204V137H203ZM233 139H234V137H233ZM237 139H239V135H238ZM237 139L232 140V142H233V141H236ZM149 140H150V139H148V141H146V144H147L146 146H147V147L144 145L145 148H143V149L148 148L146 151L144 150V151L142 152V153H144L145 155L142 154L141 152L139 153V151H141L142 149H141V150H138V149H137V152H135L136 150L134 151V158H133V159H134V160L136 159L135 162H138V160H141L144 156H145L144 159H146V158L148 157L147 159L150 158L148 161H149V162H152V161H151V160H152L151 158L155 157V155H151L154 151H152V147H151L152 142L149 141ZM169 140H170V141H169ZM179 140H181L182 142L179 141ZM185 140H186V142H185ZM197 140H196V144H199L200 141L203 143V140L200 139V141H198V143H197ZM216 140H217V139H216ZM218 140H219V138H218ZM230 140H231V139H230ZM230 140H229V141H230ZM239 140H240V139H239ZM250 140H251V139H250ZM168 141H169V142H168ZM176 141L179 143V144H177L178 147H177V145H176ZM187 141H188V142H187ZM207 141H205V142H207ZM242 141H243V140H242ZM245 141H246V140H245V138H244V142H245ZM251 141H253L254 143H252V145H250V144H251V142H250V143H248V144H249L248 146H249V147L251 146V147L253 148V145H254V148H255L258 144L255 146V144H256L255 142H256V141H254L253 139H252ZM183 142H185L184 144H185L186 146L183 144ZM205 142H204V144H205ZM211 142H214V141H211ZM232 142H231V143H232ZM247 142H249V139H247ZM170 143H172V144H170ZM181 143H182V146L184 145L183 147L181 146ZM194 143L191 145L192 147L194 146ZM202 143H201L200 145H201V146H204V145H202ZM209 143H207V144L209 145ZM235 143H236V142H235ZM240 143L243 144V142H241V140H240ZM148 144H149L150 147L148 146ZM196 144H195V146H198V145H196ZM207 144H205V146L208 147ZM228 144H229L228 146H230V143H228ZM53 145L55 146L54 148H53V146L50 144V146H49L50 148H49V147H46V148H47V149L45 148L46 150L43 149V150L45 151V153L47 154V153L49 152L48 149L50 150V149L52 148V151H50V152L47 154V156H46V155H45V156H46V158H49V159L51 160V161H50V160L48 159L49 162H46V163H47V164L49 163V168L51 167L50 169H52L53 171L55 170L53 167L56 166L57 163H58V164L61 163V164H59V165L63 166V165L65 164L64 162L69 163V161H72V160L75 159V158L77 159V158H78L77 156L81 157V156L83 155V154H81V153H83V151H81V153H80V150H82V149H79V148H78L79 145H77V146H78L77 148H76V144L74 145L75 147H74L73 145L70 144V146H73L74 148H73V147L71 148L70 146H69V148H66V146H63V147H65V148H62V146L60 147V146L58 145V146L60 147V149H59V147H57L58 149L56 148L57 145H55V144H53ZM174 145H175L176 149H175V147H173V148L171 147V146H174ZM215 145H216V144H215ZM237 145H238V141H237ZM51 146H52V147H51ZM67 146H68V145H67ZM179 146H180V148H179ZM191 146H190V147H191ZM195 146H194V147H195ZM205 146H204V147H205ZM212 146H213V145H212ZM238 146H239V145H238ZM168 147H169V149H170V148H171V149L169 150ZM207 147H206V148H207ZM231 147H232V146H231ZM239 147H241V146H239ZM55 148H56V149H55ZM75 148H76V149H75ZM150 148H151V149H150ZM177 148H178V149H177ZM196 148H197V147H195L194 150H196ZM198 148H199V147H198ZM202 148H203V147H202ZM202 148H201V149H202ZM209 148H210V147H208L207 149H209ZM211 148H212V147H211ZM211 148H210V149H211ZM229 148H230V147H229ZM256 148H257V147H256ZM78 149H79V150H78ZM174 149L176 150V152H175ZM189 149H190V148H189ZM199 149H200V148H199ZM199 149H198V151H199ZM204 149H205V148H204ZM207 149H206V150H207ZM54 150H55V151H54ZM73 150H74V151H73ZM77 150H78V151H77ZM148 150H149V152H150V150H151V154L148 152ZM171 150L174 151V152H172ZM186 150H187V149H186ZM186 150H184L185 152H184V151H183V152L181 151V152H182L181 156L183 155V153H186V152L188 151V150H187V151H186ZM192 150H193V148H192ZM192 150H191V154H190L191 157H192V154L195 153V154L197 155L195 159H197L198 156H199L200 154H199V153H196V152H193V153H192ZM194 150H193V151H194ZM211 150H212V149H211ZM44 151H43V154H45ZM169 151H170V152H169ZM203 151H204L205 154L207 153V152H205V150L202 149V153H203ZM208 151H209V153L211 152L210 150H208ZM214 152H216V151H214ZM214 152H213V154L210 153V154H212V155H210V154H208V155L206 154V155H207V156L210 155V156H211V160H212V158H214L215 155H216V153H214ZM50 153H51V154L53 153V154L50 155ZM55 153H56V154H55ZM63 153H64V155H62ZM66 153H67V154H66ZM76 153H77V154H76ZM147 153H148V154H147ZM169 153H170V154H169ZM189 153H190V152H189ZM69 154H71L72 156H71V155L69 156ZM80 154H81V155H80ZM135 154H139V155H135ZM141 154H142V155H141ZM153 154H154V153H153ZM172 154H173V155H172ZM179 154H180V153H179ZM187 154H188V152H187ZM198 154H199V155H198ZM48 155H50V156L48 157ZM143 155H144V156H143ZM146 155H149V156H146ZM206 155H205V156H206ZM52 156H53V158L51 159ZM62 156H63V157H62ZM65 156H66V157H65ZM137 156H140V158H138ZM141 156H143V157H141ZM151 156H152V157H151ZM181 156L179 155V157H180V158H178L179 160H181V158H182ZM184 156H185V155H184ZM202 156H204V155L202 154ZM207 156H206V157H207ZM67 157H68V158H67ZM82 157H83V156H82ZM136 157H137V158H136ZM164 157H165V158H164ZM189 157H190V156H189ZM191 157H190V158H191ZM193 157H195V156H193ZM61 158H62V159L65 158V159L62 160ZM117 158H118V157H117ZM184 158H187V157H184ZM207 158H208V157H207ZM209 158H210V157H209ZM228 158H229V157H228ZM147 159H146V160H147ZM171 159H172V160H171ZM182 159H183V158H182ZM191 159H192V158H191ZM195 159H194V160H195ZM199 159H203V158H201V156H199ZM205 159H206V158H204L203 160H205ZM46 160H47V159H46ZM53 160H54V162H53ZM60 160H61V161H60ZM65 160H66V161H65ZM114 160H115L116 162L118 161V163H122V162H121L122 159H119V158H118L117 160H116V159H114ZM120 160H121V161H120ZM184 160H186V159H184ZM184 160H182V161H178V163H179V162H183ZM187 160H188V159H187ZM187 160H186V161H187ZM203 160H202V161H203ZM211 160H210V161H211ZM101 161H102V163H103V158H102ZM171 161H172V162H171ZM197 161H198V162H196V160H195L196 163H195L194 165H193V164L191 165L189 162H188V163L186 162V163L190 165V166L187 165L189 168H190V167L192 168V166H194L193 169H195V166H196V164L198 163L197 166H196V169L199 170V169L201 168V170H202V167L204 168V166L206 165V163H205L206 160L204 161V164H203L202 167H201V164H200L201 162H200L199 160H197ZM208 161H209V159H208ZM208 161H206V162L208 163ZM52 162H53V163H52ZM55 162H56V163H55ZM169 162H171V164H170ZM184 162H185V161H184ZM199 162H200V163H199ZM212 162H213V161H212ZM229 162H230V161H229ZM63 163H64V164H63ZM168 163H169L172 167H174V168H173V169H170L171 167L169 166ZM192 163H194V162H193V159H192ZM202 163H203V162H202ZM214 163H215V162H214ZM179 164H180V163H179ZM179 164H178V165H179ZM181 164H182V163H181ZM198 165H199V166H198ZM215 165H216V164H215ZM167 166H168L169 168H168ZM180 166H181V165H180ZM182 166H181V167H182ZM208 166H211V167H212V164H211V165L209 164ZM208 166H207V169L210 170L211 168H209ZM57 167H58V166H57ZM57 167H55V168H57ZM176 167H177V166H176ZM178 167H179V166H178ZM228 167H229V166H228ZM230 167H232V166L230 165ZM59 168H60V167H59ZM59 168H58V169H59ZM167 168H168V169H167ZM189 168H186V169H188V171H189V170H190ZM213 168L216 169V168L214 167V164H213ZM176 169H177V170H176ZM196 169H195V170H196ZM214 169H212V172H213ZM201 170H199V171H201ZM97 171H98V170H97ZM102 171H103V168L99 169V171H98L97 173H96V171H90V172H88V173H89V174L87 173L88 178H87V175L85 174V176H84V180H83V181H86V183H88V182L90 181V182H89L90 184H94V183L96 182L95 180H98V178L100 179V177H99V176H100V173H101V175H103V177H104L105 173L102 172ZM169 171H172V172H169ZM188 171H187V172H188ZM203 171H204V169H203ZM214 171H216V170H214ZM91 172H92V173H91ZM168 172L171 173V174H168ZM189 172H190V171H189ZM209 172H210V171H209ZM209 172H208V170H207L208 175H209V174L211 175V173H209ZM92 174H93V175H92ZM176 174H177V175H176ZM212 174H213V178H210V181L207 182L208 185H209V183H210L209 187L211 186V184H213V187H215V184H214V183H215V179H214V177L216 176V173L214 174V172H213ZM172 175H174V176H172ZM210 175H209V176H210ZM214 175H215V176H214ZM120 176H121L120 174H117V177H118V178H119ZM166 176H167L168 178H165ZM175 176H176L177 178H176ZM96 177H97V178H96ZM101 177H102V176H101ZM172 177H173V180L171 179ZM197 177H198L199 179H198ZM211 177H212V175H211ZM89 178H91V179H89ZM92 178H93V179H92ZM174 178H176V179H174ZM181 178H182V179H181ZM188 178H189V179H188ZM190 178H191V179H190ZM88 179H89V180H88ZM94 179H95V180H94ZM194 179H195V181L198 180V181H199V184L201 183V184H200L201 187H199V184H197V182H195ZM93 180H94L95 182H93ZM180 180H182V181H180ZM190 180L193 181V182L195 183V185H194L193 182L191 183ZM216 180H217V178H216ZM166 181H165V182H166ZM200 181H201V182H200ZM91 182H92V183H91ZM183 182H184V183H183ZM89 183H88V184H89ZM185 183H186V184L188 183V184L186 185ZM204 183H205V182H204ZM217 183H218V180H217ZM217 183H216V186H217ZM239 183H240V180H239ZM205 184H206V183H205ZM219 184H220V182H219ZM219 184H218V185H219ZM197 185H198V186H197ZM164 186H165V184H164ZM184 186H185V187H184ZM190 186H191V187H190ZM195 186H197V187H195ZM221 186H222V185H221ZM198 187H199V188H198ZM164 188H165V189L167 188V183H166V186L163 187V191H165ZM193 188H194L195 190H197V191H195ZM211 188H212V187H211ZM219 188H220V186H217V187H216L217 190H218ZM216 189H212V190H216ZM166 190H167V189H166ZM185 190H187V189H185ZM54 191H55V192H54ZM54 191H51V193L48 192V193L44 194V195H47V196H45V197L43 196V197L46 198V199H43V197L40 199L38 205L41 204V203L43 204V205L41 204V206H42L45 210H44L43 208H42V209L40 208L41 210H43V212H46V211H47V212H48V211L51 212V211L49 210V207H50L51 210H53L54 208L56 209V208L59 207V206L62 207V206H63V204H62V200H63V203H64V202H65V203L67 202V201L65 200L66 198H65V197L63 198V197H62V196L64 195V189H63V193H62L63 195L61 194L62 189H61L60 191H59V190H54ZM58 191H59V192H58ZM194 191H195V193H194ZM52 192H53V194H52ZM60 194H61V196H60ZM196 194H197V195H196ZM198 194H200V195H198ZM217 194H218V193H217ZM226 194H227V193H226ZM49 195H50L51 197H50ZM57 195L60 196V197H58ZM165 195H166V194H165ZM165 195L163 194V200H162L161 202H159V203L162 204V205H164L165 202H167V203L169 202V197H168V196L166 197ZM215 195H216V194H214L213 197H212V196H211V197L214 198ZM224 195H225V194H224ZM224 195L222 194L221 196H224ZM228 195L230 196V197H228V196L226 195L228 199L232 198V196H233V195H230V194H228ZM180 196H182V197H180ZM219 196H220V195H218V197H219ZM48 197H49V198H48ZM53 197H54V199L52 200ZM55 197H57V198H55ZM61 197H62V198H61ZM200 197H201V198H204V197H205V194L203 193V195H201ZM218 197H217V195H216L215 198H218ZM50 198H51V199H50ZM166 198H167V199H166ZM182 198H185V196L182 195V194H180V195H179V198L177 199V200L180 202V204H179V202L176 200V202H178V204L174 202L173 204H171V205L169 206L168 210H167V209L165 210V209L163 208V209H157L156 211H153V210L151 209V207H150V203H147V204H146V202H145V203H143V204L140 206L139 204H134L132 201H129L130 204L128 203V201H126V202L124 201L125 203L123 202V203H124L123 205H125V207H126L127 209H129L131 213L133 212L132 214H131V213H129V214L131 215L130 218H131V220H132V222H133L134 224L131 223V225H132L133 227H132L131 229H130V227H129L128 229H129V230H133V228H135L136 226H138V225H140V224H143V223L145 222L144 225L147 227V232H146L147 234H146V237H145V239H144V244H145L146 246L153 245L154 243H158V244H160L162 247H168V246L172 245V244H173V242H172V241H173V238H172L171 234L178 235V234H176L175 232L177 231V229H179L180 231H182V232H181L182 235H183V234L185 235L186 232L188 233V231H189V228H188V227H189V224H191V223H189L190 221H189V218L187 217L188 214L185 215V211H186V209H185L184 211L182 210V209L185 207L184 205H182V204H183V202H182L183 199H182ZM191 198H192V197H191ZM205 198H207V197H205ZM212 198H211V199H212ZM222 198H224V197H222ZM222 198H219L218 201L220 202V200H221ZM227 198H226V199H222L221 201H222V202H223V200L226 201V200H228ZM233 198H234V197H233ZM42 199H43L44 201H43ZM49 199H50L51 201H50ZM58 199H59V200H58ZM61 199H62V200H61ZM41 200H42L43 202H42ZM57 200H58V201H57ZM164 200H165V202H164ZM166 200H167V201H166ZM181 200H182V201H181ZM231 200H233V199H231ZM231 200H229V201H231ZM54 201H57V202L59 203V206H56L58 203H56V202H54ZM212 201H213V200H212ZM216 201H217V200H216ZM225 201H224L223 203H224V204H227V202H225ZM229 201H228V202H229ZM32 202H33V201H32ZM214 202H215V200L213 201V203H214ZM33 203H34V202H33ZM46 203H47V204L49 203V204L47 205ZM51 203H52V204H51ZM55 203H56V204H55ZM65 203H64V204H65ZM126 203H127V204H126ZM174 204H176L177 207H175ZM49 205H50V206H49ZM129 205H130V207H129ZM179 205H180L182 208H181V207H178ZM39 206H40V205H39ZM46 206H48V207H47L48 209L46 208ZM52 206H53V207H52ZM54 206H55V207H54ZM127 206H128V207H127ZM132 206H133V207H132ZM137 206H138V207H137ZM171 206H172V207L174 206V207L176 208V211H175V208L173 207V208H174V210H173V208H172ZM183 206H184V207H183ZM52 208H53V209H52ZM149 208H150V209H149ZM178 208H179L180 210H178ZM185 208H186V207H185ZM214 208H215V207H214ZM55 209H54V210H55ZM57 209H58V208H57ZM171 209H172V210H171ZM187 209H189V208L187 207ZM162 211H163V212H162ZM181 211H183L184 213L181 212ZM47 212H46L45 214H47ZM135 212H136V214H135ZM137 212H138V213H137ZM143 212H144V213H143ZM155 212H156L157 214H156ZM164 212H165V213H164ZM168 212H169L170 214H169ZM180 212H181V214L183 213L182 215H185V217H186V221H185V219H183L184 216H182V215L180 214ZM197 212H198V213H197ZM62 213H63V214H62ZM85 213H86V215H84ZM85 213H80V214H78L77 216H76V215L68 216L67 213H65V212H61V213L59 214L60 216H59V215H56V216L54 217V218H55V219H54V223L57 225V227H55L56 225H54V227H55V228L53 227L54 230H55V229H56V230L59 229L58 227L61 226V228H60L59 230H63V229H64L65 231H68L69 229H67V228H69L70 225L72 224L71 221L76 222V224L74 223V224L72 225V226H75V225H78V223L80 222V221L78 222V220H81V219H83V218L85 219V220L83 219V220H84V223H85V222H88V221H86V220H87V218H88V220L90 219V214H89L88 212H85ZM145 213H146V214H145ZM153 213H154V214H153ZM196 213L199 215L200 210L198 211V209H197ZM196 213H195V214H196ZM61 214H62V215H61ZM64 214H65V215H64ZM134 214H135V215H134ZM141 214H142V215H141ZM197 214H196V215H197ZM146 215H147V216H146ZM151 215H152V217H151ZM153 215H154V218H153ZM161 215H162V216H161ZM179 215H180V218L184 221V223H183V221H182L181 219H179V217H178L179 220H178V219L175 220V218H177L176 216H179ZM67 216H68L69 218H68ZM78 216H79V218H78ZM132 216H133V218H132ZM135 216H136V217H135ZM139 216H140L141 218H140ZM168 216H169V217H168ZM56 217H57V218H56ZM59 217H60V218L62 217V218H61L62 220L60 219L61 221L58 220ZM65 217H66L67 220L65 219ZM70 217H71V218H70ZM74 217H77V218H74ZM86 217H87V218H86ZM119 217H120V216H119ZM138 217L140 218V220H138ZM156 217H157V218H156ZM63 218H64V219H63ZM73 218H74L75 220H74ZM144 218H145V219H144ZM150 218H151V219H150ZM155 218H156V219H155ZM164 218H165V219H164ZM171 218H172V219H171ZM69 219H70L71 221H70ZM72 219H73V220H72ZM148 219H149V220H148ZM163 219H164V220H163ZM168 219H169V220H168ZM63 220H64V221H63ZM68 220H69V221H68ZM135 220H136V221H135ZM137 220H138V221H137ZM144 220H146V221H144ZM173 220H174V222L177 221V220L180 221V222L182 221L181 224H180V226L182 225V227H180V226L178 225L180 222H175V223H174ZM187 220H188V223H187ZM55 221H57L58 223H59V222H62V223H60V225H59V224H58L57 222H55ZM66 221H67V222H66ZM157 221H158V222H157ZM162 221H163V222H162ZM171 221H172V222H171ZM64 222H65V223H64ZM70 222H71V223H70ZM77 222H78V223H77ZM81 222H82V220H81ZM138 222H139V223H138ZM66 223H69V224H67V225H69V226H67V228H62V227H66ZM82 223H83V222H82ZM177 223H178V224H177ZM170 224H171V225H170ZM174 224H176V225H174ZM183 224H184V226H183ZM186 224L188 225V227H186V228H188V229L185 228V226H187ZM58 225H59V226H58ZM177 225H178V226H177ZM191 225H192V224H191ZM72 226H71V227H72ZM166 226H167V227H166ZM176 226H177V229H176ZM192 226H193V225H192ZM192 226H190V227H191V229H190L191 232L195 230V229H192V228H194V227H192ZM71 227H70V228H71ZM150 227H151V228H150ZM153 227H154V228H153ZM183 227H184V229H186L185 233H184ZM53 228H52V229H53ZM167 228H168V229H167ZM151 230H152V231H151ZM167 230H168V231H167ZM175 230H176V231H175ZM179 230H178L177 232H179ZM169 231H170V232H169ZM191 232H189V233H191ZM149 234H150V235H149ZM165 235H166L167 237H166ZM179 235H181V234H179ZM150 236H151V237H150ZM186 236H187V234L184 236V239H185ZM148 237H149V238H148ZM156 238H157V240H156ZM182 239H183V238H182ZM184 239H183V240H184ZM183 240H182V241H183ZM161 241H162V242H161ZM163 241H164V242H163ZM186 241H188V240L186 239ZM186 241L184 240L183 242L185 243ZM153 242H154V243H153ZM149 244H150V245H149ZM235 263H236V262H235ZM235 263H234V264H235ZM237 263H238V262H237ZM237 263H236V264H237Z\"/></svg>","mask_w":264,"mask_h":264}]
</instances>
